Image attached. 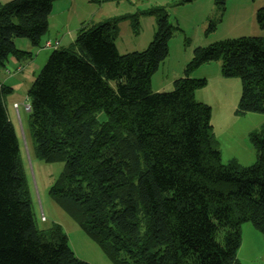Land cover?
Segmentation results:
<instances>
[{"label":"trees","instance_id":"obj_1","mask_svg":"<svg viewBox=\"0 0 264 264\" xmlns=\"http://www.w3.org/2000/svg\"><path fill=\"white\" fill-rule=\"evenodd\" d=\"M55 1L0 3V69L13 57L31 58L16 39L40 47ZM227 1L215 0L217 9ZM119 21L83 24L28 92L36 157L64 163L50 195L113 264H239L242 225L264 233V127L250 135L254 165L224 164L212 109L194 98L207 80L191 73L221 62L223 77L242 83L237 114H264V37L198 47L174 89L154 92L151 78L173 36L168 15H156L146 50L124 55ZM256 21L264 31V8ZM12 93L0 85V264H89L60 225L37 226L25 153L6 107Z\"/></svg>","mask_w":264,"mask_h":264},{"label":"rangeland","instance_id":"obj_2","mask_svg":"<svg viewBox=\"0 0 264 264\" xmlns=\"http://www.w3.org/2000/svg\"><path fill=\"white\" fill-rule=\"evenodd\" d=\"M10 1L12 0H0V3ZM71 1L54 2L55 15L49 32L41 39L40 47L33 46L28 39L15 40L17 48L30 53L31 58L19 61L23 72L15 77L11 76V81L6 84L15 88L6 97V107L25 153V169L39 230L45 231L58 224L66 233L69 246L78 259L89 264H113L50 195L52 186L63 172L64 163H45L36 157L28 125L29 115L24 108V105L30 104L28 92L33 82L54 51L53 48H43L46 41L61 40L55 35H67L71 31L66 22L69 17L61 13L71 6ZM261 8H264V0H228L223 12L217 9L215 0H147L138 3L128 0H77L74 17L82 16L89 20L92 17L95 23L101 17L110 21L120 20V34L116 45L119 53L124 55L146 50L156 32V15L160 12L167 14L173 27L169 55L151 78L154 92H167L174 89L177 79L184 77L186 66L192 60L196 48L208 47L229 39L264 37V31L259 29L256 21V13ZM136 22L138 29L135 27ZM212 23L214 26L211 28ZM66 45L68 38L63 46ZM44 54L49 55L46 58ZM191 77L207 80L204 88L195 91L194 98L212 109L211 124L223 163L236 161L243 167L254 165L257 153L249 139L252 133L263 129L264 114H237L242 95L241 80L237 77L224 78L221 62L203 64L191 73ZM14 103L19 104L20 108L15 109ZM105 119L106 116L101 118ZM241 235V247L237 253L239 264H264V233L252 223H245L241 227Z\"/></svg>","mask_w":264,"mask_h":264},{"label":"crops","instance_id":"obj_3","mask_svg":"<svg viewBox=\"0 0 264 264\" xmlns=\"http://www.w3.org/2000/svg\"><path fill=\"white\" fill-rule=\"evenodd\" d=\"M76 1L77 0H72L71 1V6H70V4L68 5V6H70L69 8H67V9H65V10H63V11H61V13L62 14H66L67 15V17H69V20H68V18H67V20H66V22H67V24H68V28H70L71 29V31L70 32H67L66 34L67 35H62V36H59V35H55L57 38H61V40H57L56 39V41L55 42H52L51 40H47L46 41V43L47 42H52V43H58L59 44V46H58V48L57 49H60V48H67V47H69V46H71L73 43H74V41H75V39H76V35H77V31L83 26V24H90V25H92V24H100V23H103V22H106V20H108V19H104V18H102L101 17V19H98L99 21H97L96 23H95V21H94V19H91L90 18V20L89 19H86V18H83L82 16H80L79 18L77 17V18H75L74 17V15H75V13H74V9L76 8ZM54 6H53V11H52V14H51V17H50V20H49V28H50V26H51V21H52V19H53V17H54ZM100 20H105V21H100ZM90 21V22H89ZM109 21V20H108ZM49 32V31H48ZM51 35H53V34H51ZM66 38H68V45H66V47H64L63 46V44H64V42H65V39ZM45 43V44H46ZM43 48H45V46H43ZM55 50V49H54ZM45 51H47V50H45ZM42 53H46V52H42ZM45 56H46V58L48 57V55L49 54H44ZM9 65V66H8ZM7 65V67L5 68V70H0V85H6L7 83H9L10 81H11V76H13V77H15L16 75H18V74H14V75H9L8 74V72L10 71V72H12L13 70H14V72L19 68V67H21V64H19V61L16 59V58H11V60L9 61V64ZM28 67H29V64H28ZM23 68V67H22ZM12 70V71H11ZM22 72H23V70H22ZM21 72V73H22ZM20 74V73H19ZM219 75V73L217 74V76ZM33 77H34V73H33ZM11 88H13V87H11ZM15 88H13V90H14ZM161 92H163V91H161ZM15 104H17V103H14V105ZM19 105V104H18Z\"/></svg>","mask_w":264,"mask_h":264},{"label":"built area","instance_id":"obj_4","mask_svg":"<svg viewBox=\"0 0 264 264\" xmlns=\"http://www.w3.org/2000/svg\"><path fill=\"white\" fill-rule=\"evenodd\" d=\"M128 1L133 2V3H138V2H145V1H147V0H128ZM58 46H59L58 43L55 44V45H53L52 42H47V43L45 44V47H46V48L57 49ZM21 72H22V68L19 67L15 72H10V71H9L8 74H9V75H14V74H19V73H21ZM14 108H15V109H19V108H20V105L15 104V105H14ZM24 108H25V111H27V112L30 111V105H29V104L24 105ZM44 219H45V217L43 216L42 220H44Z\"/></svg>","mask_w":264,"mask_h":264}]
</instances>
